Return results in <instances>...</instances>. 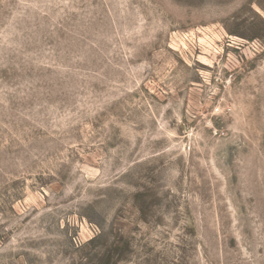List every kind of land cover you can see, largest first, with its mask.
<instances>
[{"label": "rangeland", "instance_id": "374dc122", "mask_svg": "<svg viewBox=\"0 0 264 264\" xmlns=\"http://www.w3.org/2000/svg\"><path fill=\"white\" fill-rule=\"evenodd\" d=\"M0 264H264V0H0Z\"/></svg>", "mask_w": 264, "mask_h": 264}]
</instances>
